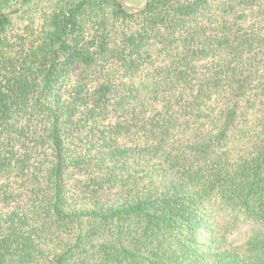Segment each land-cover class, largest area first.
Segmentation results:
<instances>
[{
  "label": "trees",
  "instance_id": "16d2710c",
  "mask_svg": "<svg viewBox=\"0 0 264 264\" xmlns=\"http://www.w3.org/2000/svg\"><path fill=\"white\" fill-rule=\"evenodd\" d=\"M0 0V264H264V0Z\"/></svg>",
  "mask_w": 264,
  "mask_h": 264
},
{
  "label": "rangeland",
  "instance_id": "374dc122",
  "mask_svg": "<svg viewBox=\"0 0 264 264\" xmlns=\"http://www.w3.org/2000/svg\"><path fill=\"white\" fill-rule=\"evenodd\" d=\"M18 1L19 0H16V2L13 4L11 9H9L8 11H5V12L12 11L16 7ZM48 1L49 0H39L37 5L39 4L40 6L37 9L35 8L36 6H33V8H32L33 11H31L30 13H28V14L22 13L23 15H15L14 16V32L20 33V29H22L25 25H27L32 20H36L38 23L39 17H40L39 9L43 8L47 4ZM123 1L125 3L133 6V7L141 8L145 4L146 0H123ZM17 10L12 11L11 13H13Z\"/></svg>",
  "mask_w": 264,
  "mask_h": 264
},
{
  "label": "water",
  "instance_id": "95a60500",
  "mask_svg": "<svg viewBox=\"0 0 264 264\" xmlns=\"http://www.w3.org/2000/svg\"><path fill=\"white\" fill-rule=\"evenodd\" d=\"M118 1H119V2L121 3V5H123L125 8L130 9V10H132V11H134V12H140V11L144 10V9L147 7V5H148V3H149L150 0H146V1H145V4H144L141 8L133 7V6H131V5L127 4V3H125L123 0H118ZM22 3H23V0H19L18 3H17V5H16V7H15L12 11L17 10V9L22 5ZM12 11L4 12V13H6V14H10Z\"/></svg>",
  "mask_w": 264,
  "mask_h": 264
}]
</instances>
